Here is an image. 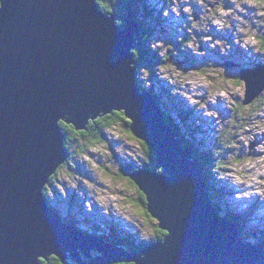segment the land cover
I'll return each mask as SVG.
<instances>
[{
  "label": "water",
  "instance_id": "obj_1",
  "mask_svg": "<svg viewBox=\"0 0 264 264\" xmlns=\"http://www.w3.org/2000/svg\"><path fill=\"white\" fill-rule=\"evenodd\" d=\"M140 27L131 8L121 27L98 0H1L0 264H42L53 255L78 264L83 256L91 264H264V244L247 243L215 214L202 163L180 147L153 93L138 86L132 49ZM241 79L245 103L264 91L258 69L242 70ZM114 111L133 121L168 173H127L167 232L140 252L67 222L44 193L69 158L61 121L86 130Z\"/></svg>",
  "mask_w": 264,
  "mask_h": 264
},
{
  "label": "rangeland",
  "instance_id": "obj_2",
  "mask_svg": "<svg viewBox=\"0 0 264 264\" xmlns=\"http://www.w3.org/2000/svg\"><path fill=\"white\" fill-rule=\"evenodd\" d=\"M126 1L125 25L130 8L142 25L133 48L138 86L155 94L180 147L192 148L186 138L192 141V159L204 163L208 190L211 184L216 189L217 213L234 214L245 241L261 243L264 91L245 103L248 87L241 71L258 69L264 79V0ZM104 12L116 14L121 26L117 13ZM90 140L96 143L80 147ZM90 140L78 135L66 145L69 158L46 185L47 196L66 205L56 204L62 214L76 213L80 229L97 228L113 239L120 235L127 244L151 242L159 221L143 204L146 197L137 185L120 175L126 164L138 167L145 159L142 141L120 125ZM88 258L85 264L92 263ZM128 263L135 264H109Z\"/></svg>",
  "mask_w": 264,
  "mask_h": 264
},
{
  "label": "trees",
  "instance_id": "obj_3",
  "mask_svg": "<svg viewBox=\"0 0 264 264\" xmlns=\"http://www.w3.org/2000/svg\"><path fill=\"white\" fill-rule=\"evenodd\" d=\"M107 0H98V3L100 4L101 8L106 11V12H115L117 13V18L119 20H124V21H119L118 23L121 25V26H124L125 25V15H123L122 11L124 8H126V5H128L129 3L126 1V0H108L110 1L111 4L109 3H106ZM126 3V5L124 4ZM109 4V5H108ZM128 7V6H127ZM134 12V11H133ZM135 16H136V13L134 12ZM136 20L137 22L140 24V33L142 32V25H141V22L137 19L136 17ZM133 52L135 54V57H136V51L133 49ZM137 59V57H136ZM150 91V90H148ZM151 92V91H150ZM153 93V92H152ZM154 94V93H153ZM155 95V94H154ZM130 124H131V121L128 119L127 116H125L124 112L123 111H114L112 112L111 114H107V115H104V116H101L100 118H98L97 120L95 121H90L89 125H88V128L86 130H80V131H77L75 129V127L73 125H68L67 123H64L61 121V125H62V128L63 130L66 132L67 134V138H66V145L68 147H70V144L71 142H73V137L76 139V136H82V137H88V140H90V138L93 139H99L102 135H103V132H104V129H110V127H113L115 125H120L122 126L125 130L127 131H131L133 133V131L131 130L130 128ZM134 134V133H133ZM72 137V138H71ZM185 139V138H184ZM188 143L186 145L188 146H191L193 149H194V152L196 153L195 151V148H194V145L192 144V141L187 137L186 138ZM94 143H96V141H86V144H84L83 146H80L82 148H86L87 146H92ZM142 144L144 146V153H145V159L143 160L142 159V162L141 164H139L138 167H134L132 166V164H126L125 166H123L121 169H120V175L121 176H125L127 175L128 176V172H132L133 170H136L140 167H148L150 169H153V170H157V171H160V172H165L164 169L160 166H158L156 160H155V157H154V153H153V150L152 148L144 141H142ZM67 147V148H68ZM83 150V149H82ZM197 156V159L200 160V157L195 154ZM211 158V157H210ZM206 162V164H208V161H204ZM204 165V163H203ZM205 166V165H204ZM213 165H210V167H212ZM206 173V171H205ZM56 177V174H54L51 178V181L50 183H52L53 179ZM129 177V176H128ZM130 178V177H129ZM131 179V178H130ZM207 179V178H206ZM208 180L210 179H207V182H209ZM131 182L134 183V181L131 179ZM211 182V180H210ZM49 183V184H50ZM211 184V183H210ZM209 189V188H208ZM210 194H216V189L213 188L212 184L210 185ZM218 190V188H217ZM44 193H45V196L48 200L49 203L53 204V200H51L47 194H46V188L44 190ZM143 195V194H142ZM145 196V195H144ZM214 196V195H213ZM145 201H143V204L144 205H147V201H146V198L144 199ZM142 202V201H141ZM215 206L217 207L216 209L217 210H220V208H218V205L215 201H213ZM56 210H58V208H56ZM148 210V209H147ZM59 211V210H58ZM60 212V211H59ZM223 218L225 219H228V220H232L234 222L237 223L238 227L240 230H242V227L243 225L239 222H237V220L234 218V214L233 216L231 215V212H229L227 215L225 214H222L221 212L219 213ZM242 232V231H241ZM166 231L163 229H158L157 230V234L155 237L152 238V240H150L151 242H143L139 245L136 244V242L133 240V241H129V244H127V242L125 241H122V237H120V235H116L117 237H114L111 238V237H106L107 239H109L110 241H113V242H116L118 243L119 245H125L127 246L128 248L130 249H133V250H142L143 247L149 243H152V242H158V241H161L164 239L165 235H166ZM261 243L264 244V239L261 240ZM44 262V260L42 261V263ZM130 264H133V263H130Z\"/></svg>",
  "mask_w": 264,
  "mask_h": 264
},
{
  "label": "flooded vegetation",
  "instance_id": "obj_4",
  "mask_svg": "<svg viewBox=\"0 0 264 264\" xmlns=\"http://www.w3.org/2000/svg\"><path fill=\"white\" fill-rule=\"evenodd\" d=\"M57 205H59V206H61V207H63L64 209H65V204H63L62 202H58L57 201V203H56ZM55 203H53L52 205H53V207L56 209L58 206L56 205ZM63 209V210H64ZM72 212V211H71ZM60 213H61V211H60ZM74 213V212H73ZM70 213L69 211H67L66 213H65V215L64 214H62L61 213V215L63 216V218L67 221V222H69V223H71V224H75V225H77L78 227L80 226V224H81V221L80 220H78L79 218L77 217V214L76 213ZM89 228V227H88ZM90 229V228H89ZM91 231H89V232H92V233H94V234H99V235H101V236H103V237H105L106 238V233H105V231H103V232H101L100 230H98L97 228L96 229H90ZM115 237V236H114ZM92 255H93V257H96V256H98L99 255V252L98 251H92V253H91ZM85 259H86V261H87V263H89V261H90V259L88 258V257H84L83 256V260H84V262H86L85 261ZM55 260V261H54ZM43 261V260H42ZM46 262H47V264H77V262L75 261V259L72 257V256H69L68 257V261H67V263H63L62 261H61V259H59L57 256H55V255H53V256H51L50 258H49V261L48 260H45ZM70 261V262H69ZM43 264V263H42ZM128 264H130V263H128Z\"/></svg>",
  "mask_w": 264,
  "mask_h": 264
},
{
  "label": "bare ground",
  "instance_id": "obj_5",
  "mask_svg": "<svg viewBox=\"0 0 264 264\" xmlns=\"http://www.w3.org/2000/svg\"><path fill=\"white\" fill-rule=\"evenodd\" d=\"M184 4V3H183ZM126 26V25H125ZM182 35V34H181ZM161 44V43H160ZM163 48V47H162ZM147 66V65H146ZM181 92V91H180ZM154 95V94H153ZM187 97V96H186ZM162 111H163V113H164V110H163V107H162ZM168 120V119H167ZM90 121H94V120H90ZM131 121V120H130ZM90 123V122H89ZM131 124H133V121H131ZM89 125V124H88ZM131 128V127H130ZM132 130V129H131ZM133 131V130H132ZM134 133V132H133ZM134 135L136 136V137H138L139 138V136H137L135 133H134ZM140 139V138H139ZM141 140V139H140ZM62 167V166H61ZM142 168H144V167H140V168H138V169H142ZM164 169V168H163ZM133 171H135V170H133ZM165 171V170H164ZM159 174H168L166 171L165 172H159ZM204 179V178H203ZM51 181V180H50ZM204 181H205V183H206V190H207V192L209 193V196H210V198H211V204H212V206L213 207H215V208H217L216 206H215V204H214V199H213V197H212V194H210V192L208 191V187H207V181H206V179H204ZM263 200V199H262ZM147 201V200H146ZM260 203H262V201L261 202H259V205H260ZM66 206V205H65ZM58 211V210H57ZM214 212H217V211H215L214 210ZM58 213L61 215V213L58 211ZM216 215H218V217L220 218V219H222V220H225V221H230V222H232L234 225H235V227H236V229H237V231H238V233L242 236V238L244 239V237H243V235H242V232H241V230L239 229V227H238V225H237V223L236 222H234V221H232V220H228V219H225V218H223L219 213H215ZM62 216V215H61ZM63 217V216H62ZM87 232V231H86ZM93 234V233H92ZM108 240V239H107ZM110 241V240H109ZM115 243V242H114ZM249 243V242H248ZM116 245H118L117 243H115ZM253 244H255V243H253ZM122 247H124L126 250H128V251H135V252H140V251H142V250H140V251H138V250H133V249H130V248H128L127 246H125V245H121ZM49 261V260H48ZM55 261V260H54Z\"/></svg>",
  "mask_w": 264,
  "mask_h": 264
}]
</instances>
